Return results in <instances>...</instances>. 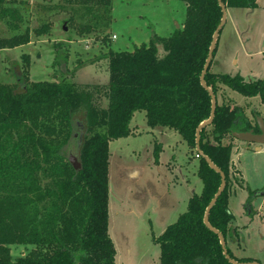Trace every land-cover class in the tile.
Masks as SVG:
<instances>
[{"label":"trees","instance_id":"obj_1","mask_svg":"<svg viewBox=\"0 0 264 264\" xmlns=\"http://www.w3.org/2000/svg\"><path fill=\"white\" fill-rule=\"evenodd\" d=\"M7 1L0 0L2 17L8 12ZM61 1L63 6L83 7L89 13L100 10V14L102 9L107 13L113 2ZM180 1L186 4L182 29L168 37L154 34L133 51H109L106 108L95 103L97 85L79 90L68 81H30L29 61L13 71L15 85L0 83V264H117L109 233V145L132 134L130 122L135 112L145 111L150 127L176 130L190 153H198L197 129L212 112L211 96L200 77L222 9L218 0ZM222 1L226 8L257 7V0ZM15 13L12 11L11 16ZM81 26L82 33L95 29L88 23ZM49 28L50 24H45L34 32L42 36ZM30 41L31 32L26 30L0 38V50ZM211 66L206 83L217 98L216 113L212 124L201 131L200 146L224 172L226 187L210 211L209 222L224 236L233 259L253 262L257 260L237 257L228 245L233 221L231 188L234 184L247 187L249 203L257 192L232 163L236 140L232 133L260 130L242 107L219 103L218 90L223 84L246 97L259 96L264 104V79L214 74ZM81 129L84 135L77 139ZM74 141L79 170L69 160ZM159 152L156 145L155 162ZM197 174L203 181L202 191L194 193L188 209L155 238L160 246V264H232L218 235L204 222L221 176L202 155ZM13 245H24L27 252L14 258Z\"/></svg>","mask_w":264,"mask_h":264},{"label":"rangeland","instance_id":"obj_2","mask_svg":"<svg viewBox=\"0 0 264 264\" xmlns=\"http://www.w3.org/2000/svg\"><path fill=\"white\" fill-rule=\"evenodd\" d=\"M63 5L61 0L7 1L5 8H8V14L0 16V38H9L29 30L31 41L0 50V83L15 85L17 80L13 71L22 69L29 61L26 68L30 81H68L75 83L79 90L97 85L95 103L100 108H106L109 51H133L135 46L148 43L154 34L168 37L182 29L186 20V4L180 0H113L111 9L107 13L102 9V14L100 10L89 13L83 7ZM12 11L16 12L14 17L11 16ZM85 23L93 25L94 31L82 33L81 25ZM45 24H50L49 32L42 36L36 35L34 30ZM217 50L219 63L211 66L212 73L239 75L244 79H248V76L264 79V0H257L255 8H229V19L220 34ZM159 54L163 56L164 52L160 50ZM218 101L242 107L247 116L251 114L252 119L248 117L252 123H255L253 114L262 117L260 111L264 113V104L259 96L246 97L223 84H220L218 90ZM83 135L84 130L81 129L75 137L78 139ZM151 140L150 136L143 133L115 140L110 146L112 157L109 186L112 203L117 202L120 196L127 200V186L121 189L118 184L122 177V167H142L145 171L140 182L142 208H137L128 217L127 232L120 223L113 224L118 264H160V246L155 238L165 228L158 223L155 210L165 199L158 202L153 192H148L152 187L144 184L150 181L148 164L152 158ZM183 145L180 144L177 152L179 162L187 165L185 161L191 157L195 161L190 163L196 164L198 168L199 158L196 154L189 156L187 145ZM257 147L252 144L250 151L242 152L239 163L244 180L253 191L264 188V144L259 146L263 148L262 152L255 153ZM77 153L74 141L70 156L77 158ZM165 158L169 160L170 154H166ZM187 172H191V169ZM159 176L162 177L163 173ZM192 177L189 185L184 181L178 185L172 184L180 200L176 212H185L188 209V198L194 194L191 191L199 192L203 186L198 174ZM161 186L163 193L168 185L161 180ZM249 195L247 187H236L231 191L229 199L234 218L228 245L237 257L256 259L264 264V196L256 197L253 201L254 208L260 214L249 216L244 210ZM124 214L122 212L121 215ZM119 218L124 219L123 216ZM171 220L169 224L176 221L175 217ZM25 252L27 248L24 245L11 246L14 258Z\"/></svg>","mask_w":264,"mask_h":264},{"label":"crops","instance_id":"obj_3","mask_svg":"<svg viewBox=\"0 0 264 264\" xmlns=\"http://www.w3.org/2000/svg\"><path fill=\"white\" fill-rule=\"evenodd\" d=\"M241 9H243V8H241ZM228 19H229V8H227V20H226L225 26L228 22ZM218 48H219V43H218ZM214 61L215 62L212 63V66L215 65V63L216 64L219 63V61H217V52H216ZM250 77H252V76H248V78H250ZM260 112L262 113V115H263L262 117L264 118V113L262 111H260ZM248 116L252 119V116L250 113L248 114ZM130 127L132 129V134L128 137H125V138L140 136L143 133H146L148 136H150L152 138V140H151L152 141V147H151L152 158H150V161L148 164L150 181L147 180L144 182V184L150 185V187H152L150 189V191H148V192L149 193L153 192L152 194H154L157 197L158 202H163L164 201L163 199H165V201L155 211H156V214L158 216V219H157L158 223L163 228L166 229L170 225L169 222L172 221L171 219L173 217H175V220L177 221L178 218L180 217V215L184 213V212L183 213L176 212V207L179 205L180 200L177 197L176 187L172 184L176 183V185H178L181 181H184V182H187V184L189 185V183H191V180L193 178L192 176L197 175V169L198 168L196 167V164L192 165V163H190L192 161L194 162L195 160H191V157L189 158V156H192V154L189 153L190 149H189L187 143L185 142V140H183L182 136L179 134V132H177L174 129L161 127V126L150 127L147 123L145 111H137L134 113L133 118L130 122ZM119 139H121V138H119ZM113 141H115V140H113ZM113 141L110 142L109 148H110ZM180 144L181 145L186 144L188 149H189V151L187 153L189 155L188 156L189 159H188V161H185L187 165H185V163L182 164L179 162L177 152H178ZM156 145H158L160 147L158 162H155V157H154V150H155ZM234 146L235 147H234L233 154H232V163L241 171L242 176L244 178L243 172L239 166L240 156H242V152L250 151L251 150L250 148L252 145H250V148H248V145L246 143L236 140V141H234ZM262 150H263V148L260 147L259 149L256 148L254 150V152L258 153L260 151L262 152ZM166 154H170L169 160H166V158H165ZM111 157H112V155L110 153V159H111ZM110 164H111V162L109 160V166H110ZM189 169H191V172H187ZM121 171H122V177L120 178V181H118V184L120 185L119 188L121 187V189H124V188L126 189V186L129 189V191H128V189L126 191L127 200L123 199L122 196H120V198L118 199L117 202L113 201V203H112L111 189L109 186V233H110V235L114 241L115 247H116V240H115V236H113V234H112L114 222H116L118 224L120 223L121 227H123L124 231H126L125 230L126 226L129 225V223H127L128 217L132 216L131 214L136 212L137 208H139V209L142 208V203H143L142 193H141V188H140V182H141L142 177H143L144 172H145L144 168H142V167L123 168L122 167ZM161 173H163L162 177L159 176ZM161 180H163L168 185L165 192H163V193H162ZM109 181H110V177H109ZM127 183H128V185H126ZM162 184L164 185V183H162ZM131 185H132V187H131ZM171 185H172V188H171ZM236 187H239V186L234 184L233 187L231 188V191L236 189ZM202 188H203V186H202ZM202 188L199 190V192H196L195 190H192L191 192L199 194L202 191ZM258 190H260V191H258ZM254 191L263 192V194L253 196L252 201L250 202V204H251L250 207L248 206L249 202L247 199L246 203L244 204V210H245L246 214L249 216H251V215L253 216L255 214H260L259 210H256L254 208L253 201L256 199V197L264 196V188H261V189L256 188V189H254ZM122 192H123V190L121 191V195H122ZM144 193H146V192H144ZM160 193H162V194H160ZM190 198H191V196L188 198V203H189ZM231 206H232V203H231V200L229 199V208H230L232 214H234ZM253 211H255V213H253ZM122 212H125V214L121 215ZM111 213H114L113 217L111 216ZM120 216H123L124 219L119 218ZM233 218H234V216H233ZM173 223H171V224H173ZM232 223H233V221H232ZM232 223H231V226L233 225ZM115 229H117V228L115 227ZM120 232H122V231H120ZM115 233H116V231H115ZM116 251H117V254H116V260H117V257H118L117 248H116ZM128 251H129V249H128ZM117 264H118V262H117Z\"/></svg>","mask_w":264,"mask_h":264},{"label":"water","instance_id":"obj_4","mask_svg":"<svg viewBox=\"0 0 264 264\" xmlns=\"http://www.w3.org/2000/svg\"><path fill=\"white\" fill-rule=\"evenodd\" d=\"M219 2V5L222 9V18H221V22L219 24V26L217 27L215 33H214V36H213V41L211 43V47H210V51H209V54H208V58L206 60V63H205V66H204V69L202 71V74H201V77H200V80H201V84L202 86L209 92L210 96H211V99H212V112H211V116L208 120L204 121L197 129V132H196V150H197V154L199 155H202L206 162L209 164V166L215 170L217 173L220 174L221 176V179H222V182H221V185L219 187V190L218 192L216 193V195L214 196V198L211 200V202L209 203V206L207 208V211H206V214H205V218H204V222H205V225L211 230L213 231L214 233H216L220 239V242H221V246L223 248V251H224V254L226 256V258L232 263V264H260L259 262L257 261H253V262H245V263H239L237 262L235 259H233L229 254H228V251H227V248H226V240L224 238V236L222 235V233L217 230L215 227H213L210 222H209V216H210V211L212 209V207L214 206V204L217 202L219 196L222 194V192L224 191L225 187H226V177H225V174L224 172L219 168L217 167L213 162L212 160L207 157L206 155L203 154L202 150H201V146H200V142H201V131L212 124L213 120H214V117H215V113H216V105H217V98L216 96L214 95L211 87H209L206 83V74L209 70V67L211 66V63L213 61V57H214V51L217 47V43H218V40H219V36L221 34V31L222 29L224 28L225 26V23H226V20H227V8L224 4V2L222 0H218ZM255 121L259 127V130L260 132L257 133L255 132V129H251L247 132H233L232 135L233 137L238 140V141H241V142H244L248 145V148H250V145L254 144V145H257V149H259L261 145L264 144V118L261 117V116H255ZM69 160L71 162V164L74 166V168L76 170H79L81 169V163L78 161V159L76 157H74L73 155H71L69 157ZM259 194H263V192H256L254 196H257ZM248 206L250 207L251 204L248 203Z\"/></svg>","mask_w":264,"mask_h":264},{"label":"built area","instance_id":"obj_5","mask_svg":"<svg viewBox=\"0 0 264 264\" xmlns=\"http://www.w3.org/2000/svg\"><path fill=\"white\" fill-rule=\"evenodd\" d=\"M114 38H116V36H114ZM196 156L199 158L200 157V155L199 154H196Z\"/></svg>","mask_w":264,"mask_h":264}]
</instances>
